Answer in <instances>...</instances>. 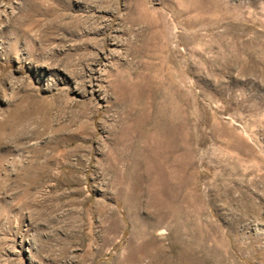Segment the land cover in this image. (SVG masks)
I'll return each instance as SVG.
<instances>
[{"label":"rangeland","instance_id":"374dc122","mask_svg":"<svg viewBox=\"0 0 264 264\" xmlns=\"http://www.w3.org/2000/svg\"><path fill=\"white\" fill-rule=\"evenodd\" d=\"M0 138V264H264V0H0Z\"/></svg>","mask_w":264,"mask_h":264},{"label":"bare ground","instance_id":"6f19581e","mask_svg":"<svg viewBox=\"0 0 264 264\" xmlns=\"http://www.w3.org/2000/svg\"><path fill=\"white\" fill-rule=\"evenodd\" d=\"M29 131V130H28ZM30 133V132H29ZM40 132H38V134H39ZM35 134H37V132L35 133ZM33 135V134H32ZM28 137V136H27ZM1 143H3V139L2 138H0V145H2ZM36 150H38V149H35V151ZM41 152V151H40ZM36 153H37V151H36ZM40 154V153H39ZM38 155V153L34 156V159L36 158V157H40L39 155ZM35 160H37V159H35ZM31 163H35L34 161L33 162H31ZM32 167V166H31ZM35 167V165L33 166V168ZM37 167V166H36ZM31 169V168H30ZM33 170V169H32ZM34 171H37V170H34ZM31 172V171H30ZM29 172V170H27V168H26V172H25V174H29L30 173ZM34 173V172H33ZM28 178L30 177V176H27ZM26 178V177H25Z\"/></svg>","mask_w":264,"mask_h":264}]
</instances>
